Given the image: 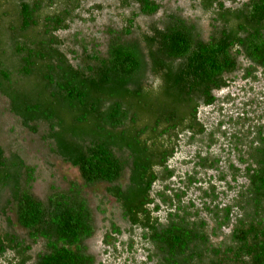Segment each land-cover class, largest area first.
I'll return each instance as SVG.
<instances>
[{
	"label": "trees",
	"instance_id": "trees-1",
	"mask_svg": "<svg viewBox=\"0 0 264 264\" xmlns=\"http://www.w3.org/2000/svg\"><path fill=\"white\" fill-rule=\"evenodd\" d=\"M189 1L209 16L206 39L172 15L125 41L137 17L160 7L118 0L135 9L101 53L96 44L64 49L56 36L78 17L80 0H0V96L23 127H43L50 152L84 186H107L131 232L128 255L136 233L146 264H264V112L242 110L210 132L198 118L216 103L213 93L230 86L227 76L239 72L255 83L264 74V0ZM216 136L225 143L224 167L222 155L200 150L183 162L191 168L182 177L169 167L182 141L200 140L208 151ZM209 171L226 188L239 186L231 201L210 180L194 188ZM32 182L33 168L0 147V222L10 224L12 214L26 234L18 239L0 228V264H94L83 245L93 226L81 188L69 182L42 201L30 193ZM192 188L197 205L185 199ZM119 233L112 227L105 239ZM38 242L42 249L32 255Z\"/></svg>",
	"mask_w": 264,
	"mask_h": 264
},
{
	"label": "rangeland",
	"instance_id": "rangeland-1",
	"mask_svg": "<svg viewBox=\"0 0 264 264\" xmlns=\"http://www.w3.org/2000/svg\"><path fill=\"white\" fill-rule=\"evenodd\" d=\"M81 6L76 12L78 17L71 21L68 29L56 33V36L63 42V48L80 50L81 44L95 45L103 53L110 40L109 34L117 31L124 24L123 20L135 7L130 9L121 8L118 0H80ZM159 5V10L151 16H139L135 20L136 29L129 37L124 40L138 38L139 33H145L151 28H161L169 16H177L189 24L196 27L200 38L206 39L209 32L208 15L202 12L201 8L189 0H154ZM244 1V0H243ZM225 6L231 4L225 3ZM233 5L231 7H235ZM90 47V46H89ZM231 80L229 87L214 92L216 103L207 108H200L198 112L199 120L204 124L207 132L214 129L223 122L228 116L234 118L238 112L245 110L249 116L258 115L264 112V74H258V81L255 83L244 82L240 79V73L235 72L227 76ZM232 78V79H231ZM253 112V113H252ZM225 127V126H224ZM217 142L206 151L204 144L197 140L192 145H185L181 142L177 153L169 162V167L176 169L178 176L182 177L184 172L190 171L191 166L184 164L190 157L200 150L202 154L212 153L222 155L221 167L225 166V154L221 149H225V143L216 136ZM44 129L39 126L36 131H30L23 127L18 119L7 111V101L0 96V147L5 157L11 155L20 158L25 166L33 168V182L31 183L30 193L38 200L44 201L53 191H64L67 184L72 182L81 188V195L85 199L91 212L93 233L90 238L83 242L87 254L94 258V264H125V261L132 264H146V253L143 245L139 244L137 234H131L136 243L130 254H127L124 244L128 241V226L120 216L119 206L106 194V185L102 183L91 186H84L78 176L76 169L62 162L58 157L50 152L44 142ZM229 159L236 164L231 156ZM186 160V161H185ZM184 162V163H183ZM224 170V168H222ZM127 171L118 182L124 187L127 180ZM202 182L194 188H206V182L217 187V191L224 192L223 202L231 201L237 188L233 190V184L229 183L231 189L225 187L223 182H218L214 172H206L205 175H198ZM229 178H226L228 180ZM176 178H172V182ZM238 184L243 180L238 179ZM160 185L154 186V191L160 189ZM190 189L185 199H191L197 205L198 191ZM164 208L158 213L163 218ZM206 217L205 214H201ZM10 224L0 222V228L8 231L18 239L26 240L25 232L17 227L13 221V215L8 214ZM112 227L119 229L120 233L114 240L107 241L105 238L111 232ZM227 230H224L226 233ZM114 242V243H113ZM42 249V244L38 242L31 247V254Z\"/></svg>",
	"mask_w": 264,
	"mask_h": 264
}]
</instances>
